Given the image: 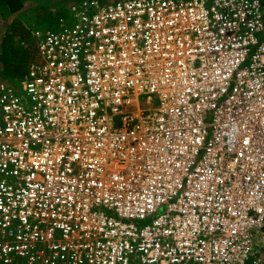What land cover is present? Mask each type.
Returning a JSON list of instances; mask_svg holds the SVG:
<instances>
[{
    "label": "built area",
    "instance_id": "1",
    "mask_svg": "<svg viewBox=\"0 0 264 264\" xmlns=\"http://www.w3.org/2000/svg\"><path fill=\"white\" fill-rule=\"evenodd\" d=\"M65 2L0 77V264H260L264 0Z\"/></svg>",
    "mask_w": 264,
    "mask_h": 264
},
{
    "label": "trees",
    "instance_id": "2",
    "mask_svg": "<svg viewBox=\"0 0 264 264\" xmlns=\"http://www.w3.org/2000/svg\"><path fill=\"white\" fill-rule=\"evenodd\" d=\"M102 1L107 2V0ZM23 2L24 0H0V12L4 16L14 14L23 8ZM65 4V0H63L62 5L55 13L61 14L65 10ZM49 16L45 20L50 23L51 17ZM34 24H36L35 29H39L42 26L41 24ZM30 28L33 27L31 26ZM36 56V47L29 40L28 30L17 26L10 27L6 34L0 38V65L3 72L0 77L16 83L15 79L23 77L27 66L35 61Z\"/></svg>",
    "mask_w": 264,
    "mask_h": 264
},
{
    "label": "rangeland",
    "instance_id": "3",
    "mask_svg": "<svg viewBox=\"0 0 264 264\" xmlns=\"http://www.w3.org/2000/svg\"><path fill=\"white\" fill-rule=\"evenodd\" d=\"M114 0H107V2ZM63 0H24L23 8L11 15H2L0 12V38H2L6 32L12 26L24 28L29 32V40L35 45V40L32 37V31L35 29L37 23L42 25L39 29H51L58 30V16L68 17V12L55 13L57 9L62 5ZM51 9V10H50ZM53 12V13H52ZM50 15V16H49ZM49 16V21L45 18ZM49 23V24H46ZM72 23V19L68 18V24ZM33 28H30V27ZM2 67L0 65V75H2ZM258 251L261 259L260 264H264V228L261 233L258 234Z\"/></svg>",
    "mask_w": 264,
    "mask_h": 264
}]
</instances>
